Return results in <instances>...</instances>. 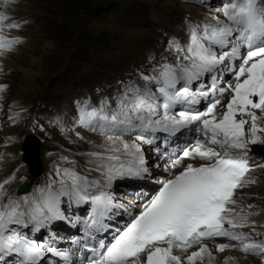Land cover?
<instances>
[{"label":"snow or ice","instance_id":"obj_1","mask_svg":"<svg viewBox=\"0 0 264 264\" xmlns=\"http://www.w3.org/2000/svg\"><path fill=\"white\" fill-rule=\"evenodd\" d=\"M9 3L0 0L5 9L0 11V53L21 43L4 35L6 29L22 26L7 14ZM221 10L224 19L215 24L189 25L184 44L171 39L168 47L177 54V63L162 64L142 76L144 86L130 85L115 109L89 110L87 104L80 109V125L108 134L113 141L103 152L88 153L99 178L57 167L58 179L32 195L16 197L5 187L14 176L0 183V264H45L49 254L59 261L48 264H75L76 253L54 246V237L38 241L35 234L54 221L71 223L66 210L88 205L85 231L96 241L95 233L109 228L105 221L129 207L114 199V182L150 175L142 145L151 144L156 132L174 135L183 129L204 137L183 150V157L208 163L181 166L179 158L173 160L171 167L181 166L179 173L159 181L155 195L123 229H116L110 242L96 241L86 264H212L205 241L216 237L237 242L243 252L264 259V233L237 231L247 226L251 213L232 207L237 189L251 182L246 178L251 171L249 146H264V0H224ZM225 71L230 72L226 87H218ZM205 78L211 81L207 88ZM225 92L230 99L217 115ZM202 99L209 102L198 110L195 106ZM125 134H134L135 140L116 144ZM194 245L198 250L186 259L174 252L187 253Z\"/></svg>","mask_w":264,"mask_h":264},{"label":"rangeland","instance_id":"obj_2","mask_svg":"<svg viewBox=\"0 0 264 264\" xmlns=\"http://www.w3.org/2000/svg\"><path fill=\"white\" fill-rule=\"evenodd\" d=\"M223 2L10 0L6 12L22 26L4 31V35L17 37L21 43L11 51L0 53V87L4 88L0 92L1 158H6L7 152L17 151L19 163L24 165L21 156L23 139L34 134L43 140L40 158L44 173L39 176L43 177L48 173L43 160L47 145L59 147V153H69L70 146L77 145L72 138L81 130L93 137L89 142L99 141L101 133L80 125V109L85 104H92L97 109L106 108L104 103L113 109L130 85L144 86L142 76L153 74V69H159L162 64H176L177 54L169 49L168 42L176 38L184 44L183 31L188 33L189 25L217 21ZM0 11H5L2 5ZM228 80V75L220 79L223 84ZM209 85L207 83L206 88ZM223 99L230 98L224 96ZM95 102L99 107L94 105ZM224 105H218V110L223 111ZM134 137V134H125L119 138ZM197 138H201L199 133ZM14 141H17L16 147L8 150L6 146L13 145ZM162 151L158 149L153 159L145 154L150 173L157 169L154 164L160 166L155 157L167 155L166 149ZM78 152L88 155L96 151L83 148ZM27 171L31 177H37L28 168ZM114 192L115 197L130 193L122 187ZM9 196L16 197L14 192ZM261 200L264 201V196ZM260 209H254V214L263 215L259 221L264 224V210ZM260 230L264 232L263 227ZM48 234L52 236V233ZM66 234H71V230H66ZM235 247L231 251H238ZM251 258L256 264H262L259 256ZM234 260L239 263L242 259L237 253L236 256L229 253L224 259H216L214 264Z\"/></svg>","mask_w":264,"mask_h":264},{"label":"bare ground","instance_id":"obj_3","mask_svg":"<svg viewBox=\"0 0 264 264\" xmlns=\"http://www.w3.org/2000/svg\"><path fill=\"white\" fill-rule=\"evenodd\" d=\"M221 11V10H220ZM220 13V16H218V19H224V17H222V11ZM200 12V11H199ZM215 22H212V24H215ZM184 35L183 37L185 38L184 41H187V37H188V33L187 31H183ZM177 58V57H176ZM224 75H228V77H230V72H223ZM227 83H222L221 87H226ZM207 84H205L206 87ZM225 97L230 98L229 94H225ZM223 96V97H224ZM222 97V99H223ZM209 102L205 101V99H202L200 104H199V110H204L205 105H207ZM228 102V100H224L221 102V104H226ZM113 103V101H112ZM92 105V104H91ZM95 106L98 105V103H94ZM105 105V109H107V111H111L113 109L116 108V104H114V108L110 109L106 103H104ZM89 107V106H88ZM93 107V106H92ZM99 107V106H97ZM219 108L217 107V115H219L222 111L218 110ZM178 112V111H177ZM72 120V119H71ZM75 124V123H74ZM195 127V126H193ZM72 128V127H71ZM87 129V128H86ZM77 130V129H76ZM194 132V131H193ZM77 134L74 135V137L72 139L76 140L75 143L77 145L75 146H70V150L67 151L69 153H65V151H61L59 153V151L61 150L59 147L57 146H53L52 144L47 145L46 147V154H44V164L47 165V176H43V177H39L37 174H34L37 177H31L28 174L27 168L24 165H21L19 163V158L17 156V151H12L7 152V157L6 158H1L0 156V183H2L5 179H10L11 177H15V179H13L11 181L10 184L6 185V191L9 194H14L16 196H19L17 194L18 188L21 186V184L26 183L27 186H31V190L29 193H26L24 195L30 194L32 195L33 193H35L40 187L47 185L50 181L57 179L55 176V170L57 167L60 168H71L73 170H75L76 172H78L81 175H85L88 176L90 179L91 178H99L100 173L95 171L96 168V164L94 161V158L90 157L87 154L84 153H80L78 152V150H81L83 148H85V150H92V151H101L103 152L107 147L111 146L113 141H110L108 139V136L105 135H99V141H95V142H89L90 138L93 139V137H89L86 132L84 130H81L79 132H76ZM100 133V132H99ZM74 134V133H73ZM200 134V133H199ZM21 135V134H20ZM18 135V136H20ZM188 134V132H186V135H184L183 138H181L178 142H171V140H169L168 142L166 141V144H162L160 143V147H164L167 152L168 155H160L159 157H155V159H159V163L160 166L156 167L155 164L153 165L155 170H152V173H150L149 176L145 177L144 179L141 180H117L116 182H114L113 187L111 189V192L114 195V199L118 202V203H124L125 205H128V209L127 212H125L124 209H118L117 212L118 214L112 219L111 222L109 221H105L106 224H111L115 227H123L125 226L131 219V216L137 214L142 206L146 203H148L149 199L154 195V193L157 191V189L160 187L159 181L165 180V179H169L171 178L174 174H178L179 171L181 170V166L185 165L187 163H193L194 165L198 166L201 163H208L207 161H200L199 159L193 160L191 158H186L183 157V150L189 149L192 145H194L195 140L193 141V143H190L186 146H183L182 144V140L185 139V137ZM192 135V132H191ZM202 135V134H200ZM154 136V135H153ZM98 137V136H97ZM182 137V136H181ZM88 139V141H87ZM201 140H204L203 138H199ZM120 142L118 140H115L116 144H120L121 142H128V143H132L135 140L134 138H119ZM27 141V139L25 140ZM21 143V139L19 144ZM17 141L13 143V145H7L6 148L9 150H14L12 147H16ZM18 144V146H19ZM144 148V155L145 154H149V156L151 157V159H153V155L156 154V152L158 151V147L154 145L153 143L151 144H143L142 145ZM252 146V145H251ZM148 148V152H146ZM178 147V148H177ZM177 148V149H176ZM250 149V146H249ZM83 152V151H81ZM13 154V155H12ZM12 155V156H11ZM173 155V156H172ZM176 156V157H174ZM63 157H67V160L63 159ZM177 157L181 159V166H177L176 168H172L171 167V162L175 159H177ZM24 160V159H23ZM41 160V158L39 159V161ZM264 160L256 157L255 159V164L254 166L257 167L256 171H252V173L247 177L248 180H250L251 182L247 183L243 188H239L236 191V197H237V204L233 205L232 207L236 208L237 210L243 209V211L245 213H251L250 215H248V219L246 221L247 226L243 229H237V231H243V232H248V233H264L260 230L261 227H263L264 230V224H261L259 221V218L262 217L263 215H261L260 217L257 214H254L255 211L254 209H259L264 207V201L261 200L262 197L264 196ZM167 164V167L165 166ZM157 165V163H156ZM117 185H120L118 187H116ZM121 187L124 190H128L130 193L128 194H123V195H118L121 196L123 199L121 200V198L119 199L118 197H115V190H121ZM115 188V189H114ZM15 189H17L16 191H14ZM23 196V195H21ZM251 206V207H249ZM88 207V205H87ZM72 212L74 214H76L77 218L80 217L83 214V210L81 207H77V206H73L71 208ZM68 210H66L67 212ZM252 218H256L254 220H251ZM264 221V220H263ZM80 222H82V220H80ZM64 225L61 224V229L59 228H53V227H49L48 229H42L44 230L45 235H47L48 233H52V236H55L56 239L54 240V242H61V247L63 248H68V250H71L73 253H76V255L74 256V261L75 264H80V262L82 261V256L85 252V247L84 245H87V247H93L96 244V241L103 239V240H111L113 236H110V238H103L101 235V232L95 233L96 236V241H93L91 239V236L88 235V232L85 231V228L81 225H70V226H65L62 227ZM66 230H71V234H66ZM115 229H113V231L110 233L111 235H115L114 233L116 231H114ZM89 231V230H88ZM61 233L64 235L62 237H58L61 235ZM108 236V234H105ZM51 236V237H52ZM50 236H48L49 238ZM260 237H256V239H258ZM72 239H74V241H72ZM208 249L211 251L212 253V264H214L216 259H224L226 257L227 254H231L232 256H236V253L238 255L241 256V261L238 260H234V261H229L227 264H256L255 262H253L251 259L252 254H247L245 252H243L241 250V248L237 245V242L234 241H230L227 238L222 239V241H220L219 243H212L209 241H205ZM69 244V245H68ZM220 245H226V247L224 248L223 251L219 250V246ZM233 245H237L236 247L238 248L237 250H233L231 251V249H233L235 246ZM235 247V248H236ZM199 246L198 245H194L192 248L188 249L187 253H181L179 249H175L174 252L176 254H181L182 256L185 257L186 259V255L190 254L192 251H196L198 250ZM236 248V249H237ZM257 256V255H256ZM229 259H235L234 257H228ZM59 261L57 259L52 258L50 255L49 257L46 258L45 264H48V261ZM208 260V257H205V261ZM197 264H201L200 261L197 262ZM262 264H264V259H262Z\"/></svg>","mask_w":264,"mask_h":264},{"label":"water","instance_id":"obj_4","mask_svg":"<svg viewBox=\"0 0 264 264\" xmlns=\"http://www.w3.org/2000/svg\"><path fill=\"white\" fill-rule=\"evenodd\" d=\"M29 147H30V145L27 144V148H29ZM255 150L258 151V152L261 153V154H264V146L256 145V146H255ZM25 159L30 163V161H31V157H30L29 155H27ZM36 169H37V168H36Z\"/></svg>","mask_w":264,"mask_h":264}]
</instances>
